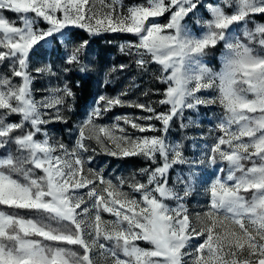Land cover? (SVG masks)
I'll use <instances>...</instances> for the list:
<instances>
[{
    "label": "snow or ice",
    "instance_id": "snow-or-ice-1",
    "mask_svg": "<svg viewBox=\"0 0 264 264\" xmlns=\"http://www.w3.org/2000/svg\"><path fill=\"white\" fill-rule=\"evenodd\" d=\"M201 3L202 0H147L146 4L121 11L122 0H111L105 6L107 11H101L95 2L89 6V0H0V63L9 61L13 75L21 78L20 83L12 84L9 78L0 77V149L4 153L0 156V206L32 210L38 217L0 210V264H103L109 257L110 264H264V54L250 46L264 48V25L251 30L247 27L250 15L264 14V0H236L232 14L221 6L206 5L212 19L204 22L206 32L195 37L183 21ZM223 3L233 6V0ZM4 11L18 14L22 26L10 22ZM165 13L166 23L149 19ZM38 20L47 27L40 28ZM240 22H244L247 44L228 31ZM73 28L90 35L134 34L138 43L128 47L136 50L137 66L144 70L152 60L168 73L160 77L168 84L160 103L169 104V112L158 113L151 105L133 104L120 96H101L103 104L98 103L83 122L73 149L58 141L50 143L43 126L51 118L44 119L48 114L41 109L62 104L64 96L73 93L65 84L63 89L55 90L63 95L35 101L29 57L49 55L56 45L67 52L75 40ZM219 41L224 42L227 51L222 69L214 72L203 57L205 50L214 48ZM86 45L87 41L80 42L61 58L79 64V54ZM55 51L59 54L60 48ZM37 71L51 74V66ZM202 90L217 95H196ZM217 102L225 110L216 125L222 135L207 146L208 151L199 160H187L179 144L166 143L163 133H167L178 112L182 118L184 109L195 110L199 105ZM125 104L151 113L137 120L156 119L163 128L142 125L128 116L116 120L123 119L141 133L158 131L162 135H116L115 125L94 123L112 107ZM56 112V119H63L59 108ZM10 114H19L21 121L7 123ZM25 123L31 130L14 134ZM86 130L87 138L94 135L108 155H141L153 163L157 154L163 159V164L153 170H140L148 174L147 183L133 179L128 184L141 199L121 190L125 180L116 185L89 167L92 156L88 153L95 149L90 150L85 143ZM120 132L124 133V129ZM38 133H43V140L36 139ZM103 137L113 147H107ZM244 161L251 162V166L246 167ZM220 162L224 163L207 188V210L190 221L187 207L179 202L181 196L167 187L169 168L185 163L193 168L213 167ZM204 180L207 182L206 177ZM83 189L87 191L81 192ZM188 191L186 188L184 194ZM168 198H175L177 206L164 203ZM104 212L115 219L103 220ZM194 238L198 240L195 245L191 243ZM139 240L153 247H139L135 243ZM102 241L111 242V246ZM61 245H78L83 254Z\"/></svg>",
    "mask_w": 264,
    "mask_h": 264
},
{
    "label": "rangeland",
    "instance_id": "rangeland-1",
    "mask_svg": "<svg viewBox=\"0 0 264 264\" xmlns=\"http://www.w3.org/2000/svg\"><path fill=\"white\" fill-rule=\"evenodd\" d=\"M95 2L97 9L101 11H107L106 5L110 4L111 0H89V6ZM147 0H141L137 3H130L127 0H122L124 11L126 8L134 5L146 4ZM236 0H233V6H226L223 0H202V3L197 6L194 13H189L185 16L183 23L187 25L189 31L195 37H200L206 32L205 21L211 20V12L206 5L211 4L213 6H221L227 14H232L234 11ZM7 13H12L10 11H4L3 15L15 24V26H22V20L19 18L18 14L12 13L7 16ZM32 15V14H29ZM168 13L164 16L149 18L156 19L160 23H166V17ZM247 27L248 29H255L256 25H264V14H252L248 18ZM199 21V23H198ZM38 26L40 28H46L47 24L38 20ZM244 22L238 24H233L230 26L228 31L230 33L234 32L238 36L241 42L247 44L248 41L243 34ZM72 31H81L89 36L87 45L85 46L83 52L79 54L80 63H75L73 70L77 75L82 78V83L78 84L75 90H71L72 96H64L62 104L55 105L53 108H43L42 112H46L48 115L44 119L51 118V122L44 125V131L47 132L50 143L59 142L64 144L69 150L76 146V140L79 138V130L83 122L87 119L88 115L91 113L92 109L99 103L103 104V101L99 100V97H117L124 101L141 104L151 105L158 113H167L170 110L169 104H161L160 101L165 99V93L168 88V84L164 83L160 77L167 75L162 70V66L155 61L152 63L158 65L160 69L157 71L155 68H151V65H146L145 69L142 70L139 67L140 76H136V68H128L125 64L121 68V65L114 66L113 60L111 63H106L101 66L96 58V45L93 42L94 38H105L108 35L119 37L117 39L121 40L123 36L128 35L136 39L137 42L120 44V50L123 54H131L138 58L136 50L134 47H128L129 45H135L138 43V38L132 33H101L99 35H90L87 31L79 28H73ZM170 31V30H169ZM106 39V38H105ZM83 40H74L72 45L68 46L67 52L63 46L56 45L49 55L37 54L36 57H29V67L28 71L33 77L31 83V94L32 98L37 101H44L45 99H51L55 95H63V93H57L56 89H63L65 84L67 85L64 72L66 66L69 64L66 59L61 57L66 56L70 53L73 46L78 45ZM255 49L257 53L264 54V48H261L258 44L250 45ZM38 47V46H36ZM59 47V54L55 51V48ZM123 47V50H122ZM3 50V49H0ZM206 55L203 57V62L212 69L214 72H219L223 67V57L226 53V49L223 41H219L217 45L212 48L205 50ZM149 57H145L148 59ZM150 59V58H149ZM48 65L51 66V74L47 71L38 72L39 68H46ZM81 67L84 68L81 71ZM9 79L12 84H18L21 82V78L15 77L12 73V69L9 70ZM165 85L164 89L161 90L160 84ZM68 87V85H67ZM69 88V87H68ZM124 93V95H120ZM146 93V94H145ZM196 95L201 96H215L216 92L211 90H202ZM59 108V115L63 119H56V109ZM223 107L217 102L209 105H199L197 109H184L183 116L180 117L178 112L176 116L170 121L167 133H163L166 143L170 145L179 144L181 146V151L183 156L189 160H199V158L208 151L209 145H212L215 138L222 135L216 128L217 123L224 115ZM12 119L9 123H19L22 117L19 114H10ZM151 113L144 111L141 108L128 106L127 104L120 106H114L109 111L105 112L102 118H96L94 123L100 126H116L114 132L116 135H128L133 138L135 137H151L160 136L161 132L158 131H146L144 133L139 132L137 129L131 127V124H125L124 120H116V117L128 116L134 122H138L142 125H154L156 129H162L163 124L161 121L153 120H137L138 117L149 116ZM124 129V133L120 132V129ZM31 130L30 125L25 123L23 129L17 130L14 134H21L25 131ZM89 133L85 132V143L89 146V149H95L94 152L90 151L88 155L92 156L90 168L93 172H102L105 178L111 179L114 184L119 185L121 179L125 180L124 185L121 190L126 191L130 196L141 199L139 193L132 192V189L128 187L129 183L137 180L141 183H147L148 174L141 173V169L153 170L157 166L163 164V159L157 154L156 162L153 163L151 160L145 157L138 156H111L108 155L100 143L97 142L94 135L91 139H88ZM36 139L43 140V133H38ZM107 147H113L107 137H103ZM171 159V154H170ZM220 162L213 167H206L205 165H196L190 167L189 164H173L168 172V183L167 187L172 189L175 193L181 196L180 203H183L190 214V221H195L197 213H203L207 210L209 204V194L207 188L209 187L216 170L221 166ZM246 167L251 166V162H243ZM195 171V175L191 173ZM207 178L205 182L204 178ZM91 187V185L89 186ZM102 187V186H101ZM188 188L189 191L187 195L184 194L185 189ZM81 192H86L87 189L80 190ZM246 195H251L246 194ZM169 207H176L178 201L175 198H168L164 200ZM103 220H114L111 214L104 212L102 213ZM56 226V225H53ZM34 239H42L38 237H33ZM106 246H111V242L102 241ZM198 242L197 238H194L191 242L195 245ZM50 243V242H46ZM139 247L145 249H151V245L148 241L139 240L135 242ZM64 247L71 248L73 251L77 252L78 255L83 254V249L78 245H61ZM118 255L124 258L122 253L117 250ZM112 260L111 257L103 264H110Z\"/></svg>",
    "mask_w": 264,
    "mask_h": 264
},
{
    "label": "trees",
    "instance_id": "trees-1",
    "mask_svg": "<svg viewBox=\"0 0 264 264\" xmlns=\"http://www.w3.org/2000/svg\"><path fill=\"white\" fill-rule=\"evenodd\" d=\"M141 0H127V2L130 3H137ZM12 13H7V16ZM75 34L76 40H89V36L81 31H73ZM106 38V39H105ZM105 38H94L93 42L96 45V58L98 62L101 64V66L105 65L106 63H111L113 60L114 66L119 65H126L128 68L135 67L137 75L140 76L139 67L137 66L136 60L138 59L134 55L129 54H123L120 50V44L123 41L125 44L128 42H137L135 38L125 35L122 37L121 40L117 39L119 37L116 36H110L108 35ZM149 59V58H148ZM150 60V59H149ZM148 65V64H147ZM149 65H151V68H155L157 71L160 69V67L154 63L149 62ZM75 66V63H69L66 66V70L64 72V76L67 82V85L69 89L75 90L76 86L80 83H82V78L80 75H77L75 71L73 70V67ZM9 70H11L9 61H4L3 63H0V77H7L9 78ZM161 86V90H163L165 85H162V83H159ZM3 110H0L2 112ZM12 119L11 115H8L6 117V122L9 123V121ZM13 151L15 150V145L12 146ZM3 150L0 149V156H2ZM0 210H4L8 213H16L18 212L20 215H23L27 218H38L35 216V212L32 210H16V209H9L6 206H0ZM53 225L55 223L53 222Z\"/></svg>",
    "mask_w": 264,
    "mask_h": 264
}]
</instances>
